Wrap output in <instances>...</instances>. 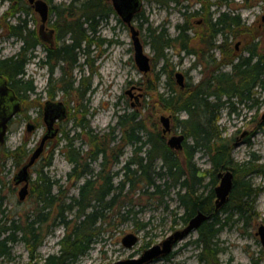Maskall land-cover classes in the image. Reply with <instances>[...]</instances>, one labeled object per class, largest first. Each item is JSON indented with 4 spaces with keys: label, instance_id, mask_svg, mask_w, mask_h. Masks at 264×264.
<instances>
[{
    "label": "trees",
    "instance_id": "1",
    "mask_svg": "<svg viewBox=\"0 0 264 264\" xmlns=\"http://www.w3.org/2000/svg\"><path fill=\"white\" fill-rule=\"evenodd\" d=\"M169 2L178 4L177 0H165L166 4ZM103 4V0H72L66 7L62 5L57 9L53 8L52 11H56L58 18V29L64 34L68 33L71 41L57 52H51V55L55 54L56 61L68 62L72 69L77 63V52L83 55L89 52L96 18L106 13L102 8ZM71 6H78L79 16H76ZM209 9L210 6H199L189 14L190 18H201L199 32L192 33L187 23L176 26V35L173 38L164 31L149 29L150 44L156 57L152 60V68L157 59H162L166 65L169 61L168 52L171 50L176 55L183 52L185 55L197 57L198 63L204 68L198 82H188L184 89L176 88L172 72L167 73V90L157 95L149 112V121H153L151 128H146L143 115L134 109L116 115L115 125L99 134L90 127L86 119L89 115L87 111L81 112L79 107L74 106L70 109V117L76 118V114L80 113L82 116L79 123L75 122L72 136H69V131L64 132L60 140V152L72 165L66 180L78 182L83 179L77 187V193L75 196H67L68 189L61 186L59 180L51 179L44 172V169L51 166V152L46 163L36 171V178L31 181L29 195L34 198L32 215L27 217L23 225L11 218L3 217L0 220L9 223V226H0V256L8 258L10 246L21 241L30 256L25 264H35L33 253L48 235L47 224L57 222L64 229V234L58 241L59 251L46 257L45 262L73 264L97 240L101 225L109 218L107 214L114 209V213H119L124 202H119L118 198L125 189L126 196L139 191L138 198L146 196L160 200L169 188L177 186V203L182 209L179 220L183 224L198 211L212 215L210 220L203 222L198 228L197 239L193 243L201 248L198 255L200 261L216 259L219 251L217 236L230 217L237 215L238 218L247 219L253 210L258 189H254L251 179H245V176L262 172L263 165H257L252 160L242 163L233 161L231 140L223 135L219 119L223 111L232 116L238 114L239 106L252 109L259 107L262 102L257 95L264 93V30L247 26L239 13L221 11V6L214 8L212 13ZM106 10L108 14L113 13L111 7ZM139 15L141 11L135 17ZM83 23L87 28H83ZM24 27L11 26L16 31L11 35L19 37L21 46L18 53L0 61V72L8 76L18 90L25 93L36 90L32 80H25L24 76L27 62L34 58L32 49L39 42L35 33ZM231 39L243 41L244 46L240 52L231 48ZM84 43L85 48L82 49ZM214 49L219 52L218 58L212 53ZM61 69L63 73L57 83L63 85L70 76L68 86H62L65 92L82 91L84 96L89 89H82V84L73 88L74 80L70 73L65 71L64 66ZM158 109L168 111L173 116V128H179L185 135L181 151L173 150L166 144L167 135H163L158 127ZM181 113L184 114L183 118L179 117ZM116 131L120 132L119 139L115 136ZM83 138L87 139L86 152L82 147L74 146L76 139L82 141ZM126 143L133 146V155L113 173L121 176L118 184L114 186L110 168L119 163V157L123 153L119 147ZM197 153L207 157L209 168H197L194 163ZM8 157L19 167L27 157L25 147L19 146L9 151ZM96 161H99V170L94 175L90 166ZM157 168L164 170L170 181L163 183L165 189H160V184L156 183L164 175L156 172ZM224 169H231L234 176L237 174L241 177L234 178L227 204L216 213L213 192L215 175ZM206 178L209 181L204 184ZM206 187V191L201 190ZM54 189L56 193L53 192ZM222 212L228 213L223 220L218 216ZM129 213L130 210L124 212L126 215ZM146 227V223L139 226L140 229ZM16 233L19 237H16ZM146 247H149L148 244Z\"/></svg>",
    "mask_w": 264,
    "mask_h": 264
},
{
    "label": "rangeland",
    "instance_id": "2",
    "mask_svg": "<svg viewBox=\"0 0 264 264\" xmlns=\"http://www.w3.org/2000/svg\"><path fill=\"white\" fill-rule=\"evenodd\" d=\"M45 1H49L50 5L56 9L62 5L66 7L72 2V0ZM103 1L102 8L106 13L96 18L89 52L85 55L77 52V63L72 69H70L68 62L60 63V61H57L58 63H56V60H54L53 64L57 68L54 66L53 75L50 76L52 78L51 85L55 87L54 89L61 87L57 80L60 77L59 67L64 66L65 71L70 73L71 78L74 80L73 88L78 86L77 82L80 85L82 84V89L89 88L84 96L81 94L82 91L76 93L71 91L63 93V95L59 90L57 91L68 101L71 108L73 106L79 107L81 112H88L89 115L86 116V119L95 133L102 134L107 131L109 126L115 125L116 115L131 112L134 109L143 115L146 128H151L153 121H149V112L157 95L166 92L165 81L168 74L172 72L176 88L183 89L184 87L180 88L177 85L175 74L182 72L185 74L187 82L196 84L202 76L201 71L204 68L202 64L198 63L197 57L185 55L183 52L176 55L171 50L168 52L169 61L166 65L162 59H157L154 68L150 72L147 74L141 73L134 61V51L127 25L120 20L116 13L108 14L106 8L111 6L105 0ZM177 1L178 4L172 2L166 4L165 0H143L141 15L133 20V25L139 32L144 52L152 60H155L156 57L155 50L150 44L149 29L157 32L164 31L170 38L175 37L178 24L187 23L192 33L200 31L201 18L199 16L189 17V14L199 8V0ZM214 1L216 0H209V2ZM231 1L235 5L231 8L240 14L241 19L247 25L250 24V26L257 29L259 23L256 24V22L257 20L260 21V18L264 15V0ZM71 7L76 16H79L78 6ZM213 10L214 8L210 6L209 11L212 13ZM221 11H230V9L228 6H221ZM57 20L55 12V15L49 18V22L54 26L56 25L57 34L61 33V37L57 39L58 46L70 44V35L68 33L64 34L62 30L58 29ZM19 25H24L26 30L34 31L37 34L39 15L29 6L27 0H0V59L18 53L21 42L19 37L11 35L12 32H16L12 30L11 26ZM83 28H87L85 23H83ZM101 40H103L102 43ZM236 41L233 42L231 48H234ZM243 46L244 44L241 43L239 52L243 49ZM84 48L85 43L82 45V49ZM36 51L39 53L38 56H42L39 49ZM212 53L216 58L220 56L215 50ZM86 60L88 61L86 62ZM226 69H229V67L226 66ZM48 78L45 68L41 70L37 68L35 58H31L27 62L24 79L32 80L37 92V94L28 95L25 103L27 113L31 119L39 120L36 114L39 113L40 106L45 100L43 91ZM66 80L63 85L67 87L70 76ZM133 85L142 95L138 101L130 100L126 94V90H129L130 86ZM257 97L260 100L262 99L259 107L249 109L239 106L238 114L228 116L226 111H223L219 119L223 135L231 140V157L233 161L242 163L252 160L257 165H263L262 172L258 171V173L245 176V179H251L252 187L258 189L253 210L250 211L247 219L238 218L237 215L230 217L227 225L217 236L219 251L216 259L199 260L198 255L201 248L196 247L193 243L197 239V231H193L176 244L169 256L150 264H264V249L259 237L255 235L258 226L260 224L264 225V122H261L260 119L264 112V93L258 94ZM81 116V113L76 114V118L69 117L68 120L59 125V136L47 144L44 153L31 168V181L36 178V171L41 169L42 165L46 163L48 155L53 152L51 166L44 169V172L51 179L59 180V184L68 189L67 196L76 195L77 187L83 179L78 182L66 180V175L71 170L72 165L60 152L62 146L60 140L64 132L69 131V136H72L73 126L75 122L79 123ZM160 116H171V114L168 111L157 110L158 127L162 131V125L159 121ZM179 117L183 118L184 114L181 113ZM173 127V116H171L172 130L167 137L181 133L179 128ZM24 129L25 119L21 116L13 121L5 144L0 146V220H3V217L6 219L11 218L21 225L24 224L27 217L29 218L32 215L34 198L30 194L31 196L29 195L24 202L18 201V190L13 188L12 178L20 167L16 166L15 162L8 157V152L19 146H24L26 155H29L43 132L42 127H39L36 131L26 135ZM115 136L119 139L120 132L116 131ZM85 142H87L86 138H83L82 141L76 139L74 146L82 147L83 151L86 152L88 147ZM115 143L117 144L118 140ZM119 148L123 153L119 157V163L110 168V173L118 171L133 155L132 145L126 143L122 147L120 145ZM98 162H92L90 166L94 175L99 170ZM194 163L200 170L209 168L207 157L201 153L195 155ZM155 170L162 174L165 173L164 170L158 168ZM234 177L237 179L241 175L236 174ZM120 178L119 174L116 177L113 176L114 186L118 184ZM31 181L29 184L30 192ZM165 181L170 183L165 174L163 178L156 180V183L160 184V189H165L163 184ZM208 181L209 179L206 178L204 184ZM217 185L218 183L214 186ZM207 189L206 187L201 190L206 191ZM125 191L118 198L119 202H124L118 211L119 213H114V209L110 214H107L109 218L101 225L97 240L92 244L90 250L73 264H104L138 257L145 249L162 242L167 236L176 230L182 229L187 224H183L179 220L182 209L177 203V186L169 188L166 194L160 197V200L146 198V196L138 198L139 191L126 196ZM53 192L56 193V189ZM127 210L131 211L128 215L124 214ZM122 215L124 216L121 217ZM218 216L223 220L228 216V213L222 212ZM144 223L147 224V227L140 229L139 226ZM4 224L9 226L7 221L5 223L0 221V226ZM46 231L48 235L33 253L36 259L35 264L46 263V257L57 254L59 251L58 241L64 234L63 227L57 222H49ZM130 233L138 237V242L133 247L126 248L122 244V239ZM17 236L19 237L16 233ZM147 244L149 247H146ZM10 248L9 257L5 260L2 259L1 264H25L30 260L29 252L21 241L13 243Z\"/></svg>",
    "mask_w": 264,
    "mask_h": 264
},
{
    "label": "water",
    "instance_id": "3",
    "mask_svg": "<svg viewBox=\"0 0 264 264\" xmlns=\"http://www.w3.org/2000/svg\"><path fill=\"white\" fill-rule=\"evenodd\" d=\"M109 1L112 5L113 10L119 16L122 22H124L130 33L131 42L134 51V61L138 68V70L147 74L151 70V58L144 52V47L139 38V32L133 25V20L135 15L141 11L143 0H106ZM29 4L32 5L35 12L40 15L42 24L40 26V30L44 28V23L48 17V5L43 0H28ZM262 20H264V15L262 16ZM46 42L49 44H53V31H49L44 38ZM176 83L180 88L184 87V75L181 72H177L175 74ZM2 78L0 77V82H2ZM4 82V81H3ZM135 89V87L130 88L128 91ZM8 92L5 94H0L1 96H6ZM142 95L135 96V100L138 101L139 97ZM10 104L13 106L16 104V99L13 98L11 94ZM2 102H0V144L4 142V137L7 129V122L13 115L12 110L10 114L6 112L2 113ZM17 105V104H16ZM15 105V106H16ZM14 106V108H15ZM16 109V108H15ZM65 117V110L61 104H53L46 103L44 108V121L47 125V131L45 135L42 137L39 145L32 152L27 162L22 165V167L18 170V172L14 176V181L16 184L23 183L20 189L18 190V201L23 202L28 194H29V182L31 180L30 168L35 164V162L41 156L45 142L48 139H52L56 136L57 130L54 129V123L56 119L61 120ZM261 122H264V112L261 115ZM159 121L162 125V134L167 135L171 133V117L170 116H160ZM28 131L33 129V126L28 125ZM185 142V135L179 133L177 135H170L166 144L169 148L181 151L183 149V144ZM219 178V184L214 188L215 200L214 211L217 212L221 207H223L228 199L233 186V173L230 170L220 171L217 174ZM211 218V215L203 214L198 211L180 230L174 231L172 234L167 236L162 242L153 245L147 249H145L138 257H131L125 260H119L112 263H104V264H150L154 261L163 259L170 255L176 246V244L184 239L187 235H189L193 231H197L201 224L208 219ZM256 236L259 237L261 245L264 249V225H259L256 231ZM138 242V237L133 234H127L122 239V244L126 248L133 247ZM47 264V263H43Z\"/></svg>",
    "mask_w": 264,
    "mask_h": 264
},
{
    "label": "flooded vegetation",
    "instance_id": "4",
    "mask_svg": "<svg viewBox=\"0 0 264 264\" xmlns=\"http://www.w3.org/2000/svg\"><path fill=\"white\" fill-rule=\"evenodd\" d=\"M43 1H45V0H43ZM27 2H28V0H27ZM46 3H47V5H48V17H47V20L45 21V23H44V28L42 29V30H40V26H41V24H42V21H41V18H40V15H39V26H38V30H37V34H36V32H34V31H32V32H34L35 33V35H36V37H37V40H38V44L37 45H35V47L32 49L33 50V55H34V58L36 59V66H37V68L39 69V70H41V69H46L47 70V74H48V79H47V83H46V86H45V89H44V93H45V100H44V102L41 104V108L39 109V113L38 114H36L37 115V117H39V120L37 121V120H35V119H31L30 117H29V115H28V113H27V108H26V106H25V103H26V99H27V96L28 95H30V94H37V92H36V90H35V92H30V91H27V92H23V91H20V90H18L15 86H14V84L10 81V79H9V77L8 76H6V75H4L3 73H1L0 72V77L2 78V80L4 81H2V82H0V94L2 95V94H5L6 93V91L8 92V94L6 95V96H1V98H0V102H2V113L4 114L5 113V109H6V112L8 113V114H10V112L12 111V110H14L13 111V115H12V117L9 119V121L7 122V129H6V133H5V137H4V142L2 143V144H0V146H2V145H4L5 144V142H6V140H7V138H8V134H9V132H10V126H11V124L13 123V121L14 120H16V119H18V118H20L21 116H23L24 117V119H25V129H24V131H25V133L24 134H26V135H28V134H30L31 132H34V131H36L39 127H42V130H43V132H42V136H41V138H40V140L37 142V144H36V146H35V148L39 145V143H40V141H41V139H42V137L45 135V133H46V131H47V125H46V123H45V121H44V108H45V106H46V103H53V104H61L62 105V107L64 108V110H65V117L63 118V119H61V120H57L56 119V121H55V123H54V129H56L57 130V134H56V136L54 137V138H52V139H48L46 142H45V145H44V149L46 148V146H47V144L50 142V141H52V140H54L55 138H57L58 136H59V125H61L63 122H65L66 120H68L69 119V117H70V115H71V110H70V104L68 103V101H66L59 93H58V91L57 90H59L61 93H62V95H63V93L65 94L66 92H65V89H64V87H62V86H64V85H61V84H59L61 87L60 88H56V89H54L55 87L53 86V85H51V81H52V78L50 77L51 75H53V70H54V64H53V61L54 60H56V57H55V54H53V55H51V52H57L60 48H62L64 45H68V44H63L62 46H58V42H57V39L59 38V37H61V33L60 34H57V27H56V25L54 26V25H52V24H50V22H49V18L52 16V15H55V12L56 11H52L53 10V6H51L50 5V2L49 1H45ZM106 2H108L109 4H110V6L112 7V5H111V3L109 2V1H106ZM205 2H207V3H205ZM198 3H199V6H212L213 8H216L217 6H228L229 7V9H230V11H234V9H232L231 8V6H235L234 5V2L233 1H231V0H216V1H214V2H209V0H206V1H204V2H202L201 0H199L198 1ZM28 4H29V2H28ZM207 4V5H206ZM29 6L33 9V7H32V5H30L29 4ZM113 9V8H112ZM34 10V9H33ZM34 12H35V10H34ZM235 12V11H234ZM113 13H116L114 10H113ZM112 13V14H113ZM237 13V12H236ZM121 20V19H120ZM246 23V22H245ZM257 23H259V27L257 28L258 30H260V31H263L264 30V20H262V17L260 18V21L259 20H257V22H256V24ZM55 24V23H54ZM246 25H247V23H246ZM255 25V24H254ZM247 26H249V27H253V26H250V24H248ZM256 26V25H255ZM26 29V28H25ZM53 31V44L51 45V44H49L48 42H46L45 40H44V38H46V35H47V33L49 32V31ZM101 41H103V40H101ZM235 40H233V39H231L230 40V42H231V44L230 45H232L233 44V42H234ZM217 43V42H216ZM219 43V42H218ZM241 43H243V41H241V40H237L236 41V44L234 45V49L236 50V51H238L239 50V48H240V44ZM244 44V43H243ZM40 50L41 51V53H42V56H38L39 55V53L36 51V50ZM215 50V49H214ZM213 51V50H212ZM215 51H217V50H215ZM218 52V51H217ZM219 53V52H218ZM9 58V57H8ZM3 59H5V58H3ZM3 59H0V61L1 60H3ZM151 60H152V58H151ZM56 63H58L57 61H56ZM56 67V66H55ZM57 68V67H56ZM60 68V77H61V75H62V73H63V70L61 69V67H59ZM151 69H152V65H151ZM150 72V71H149ZM182 73V72H181ZM183 75H184V88H185V85L188 83L187 81H186V76H185V74L184 73H182ZM59 77V78H60ZM58 78V79H59ZM77 84H78V86H79V82H77ZM132 87H134V85L133 86H130V88H132ZM183 88V89H184ZM89 89V88H88ZM89 91V90H88ZM11 94H12V96H13V98H15L17 101H16V104H14L13 106L10 104V99H12L11 98ZM126 94L128 95V97H129V99L130 100H135V96H138V95H141V94H139V91H138V89L135 87V89H133V90H131L130 92L128 91V90H126ZM16 105V106H15ZM14 106H15V108H14ZM73 108V107H72ZM171 117V116H170ZM28 125H31V126H33V129L31 130V131H28V129H27V127H28ZM168 135V134H167ZM170 136V135H169ZM167 138L168 137H166V140H167ZM35 148H33L32 150H31V153L29 154V155H27V157L24 159V161L22 162V164L19 166L20 168L22 167V165L23 164H25L26 162H27V160H28V158L30 157V155L32 154V152L35 150ZM44 153V150H43V152H42V154ZM41 154V155H42ZM41 157V156H40ZM39 157V158H40ZM38 161V160H37ZM37 161L35 162V164L37 163ZM34 164V165H35ZM33 165V166H34ZM32 166V167H33ZM31 167V168H32ZM113 167V166H112ZM19 168V169H20ZM31 168H30V170H31ZM224 170H230V171H232L231 169H224ZM223 170V171H224ZM220 171H222V170H219L217 173H216V175H215V178H216V183H218L219 184V178L217 177V174L220 172ZM232 173H233V171H232ZM15 176V175H14ZM14 176H13V178H12V184H13V188L15 189V190H19L20 189V187L22 186V184L23 183H19V184H16L15 183V181H14ZM111 176H112V179H113V176L114 177H116V175H114L113 173H111ZM234 173H233V182H234ZM29 184H30V182H29ZM216 186H214V188H215ZM214 188H213V192H214ZM232 188H233V186H232ZM30 190V189H29ZM231 192H232V190H231ZM231 194V193H230ZM29 195V194H28ZM229 197H230V195H229ZM27 198H28V196H27ZM26 198V199H27ZM25 199V200H26ZM24 200V201H25ZM214 200H215V193H214ZM229 200V199H228ZM23 201V202H24ZM228 202V201H227ZM227 204V203H226ZM225 204V205H226ZM224 205V206H225ZM223 206V207H224ZM223 207H221L220 209H222ZM219 209V210H220ZM218 210V211H219ZM217 211V212H218ZM215 212V211H214ZM216 212V213H217ZM208 215H211V214H208ZM193 217V216H192ZM191 217V218H192ZM211 217H212V215H211ZM190 218V219H191ZM189 219V220H190ZM211 219V218H210ZM210 219H208V220H210ZM207 220V221H208ZM188 223V222H187ZM261 225V224H260ZM263 225V224H262ZM186 226V225H185ZM256 233V232H255ZM256 235V234H255ZM260 240V239H259ZM5 258L6 257H4V256H0V264L2 263L1 262V260L3 259V260H5ZM166 258V257H165ZM4 262V261H3Z\"/></svg>",
    "mask_w": 264,
    "mask_h": 264
},
{
    "label": "bare ground",
    "instance_id": "5",
    "mask_svg": "<svg viewBox=\"0 0 264 264\" xmlns=\"http://www.w3.org/2000/svg\"><path fill=\"white\" fill-rule=\"evenodd\" d=\"M223 171V170H222ZM203 213V212H202ZM207 215V214H206Z\"/></svg>",
    "mask_w": 264,
    "mask_h": 264
}]
</instances>
